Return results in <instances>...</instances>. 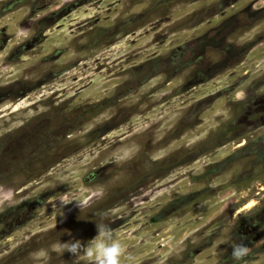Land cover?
<instances>
[{
  "label": "rangeland",
  "instance_id": "obj_1",
  "mask_svg": "<svg viewBox=\"0 0 264 264\" xmlns=\"http://www.w3.org/2000/svg\"><path fill=\"white\" fill-rule=\"evenodd\" d=\"M198 37L200 83L177 87L197 64L168 85L149 78L147 59L165 62ZM263 139L264 0H0V208L23 204L25 216L10 240L0 235V264H89L55 248L89 243L102 216L123 245L121 264L179 260L213 236L193 263L226 264L234 223L264 200ZM144 175L157 180L138 190ZM166 204L164 256L148 258L159 251L153 230L110 220Z\"/></svg>",
  "mask_w": 264,
  "mask_h": 264
},
{
  "label": "flooded vegetation",
  "instance_id": "obj_2",
  "mask_svg": "<svg viewBox=\"0 0 264 264\" xmlns=\"http://www.w3.org/2000/svg\"><path fill=\"white\" fill-rule=\"evenodd\" d=\"M201 39V37L199 38H195V41H187L185 42L182 47H178L177 49H174V51L171 53V57L169 60H165V62H163L164 60H162L161 58L159 59H155V57L149 58L147 59L149 62L147 64H152V68H150V71L148 73V76L150 79H154L156 77L158 78H162L163 76L165 77V79H167V81L165 82L166 85H168L172 79H174L175 77H177L180 73L184 72L185 69H187L188 67H193V65L195 66V64H197L195 67H193L194 69L189 73V75L187 76V78L182 81L181 83H179V85L177 86L178 88H180L182 91L184 92H189L190 89L194 88L196 86V83H200L199 80L202 79L200 78V75L202 73V68L205 67V63L204 60L202 59L203 57H201L202 53L199 52L200 50H202V52L206 49L204 43L199 42V40ZM194 40V39H192ZM199 46V48L197 47V52L199 54H195V52L192 50L194 45L195 46ZM251 43H248L244 49L246 48L249 49L251 48ZM192 50L191 54H188V51ZM226 50L228 51V49L226 48ZM224 57V56H223ZM154 60V61H153ZM208 64V63H206ZM208 68V67H206ZM144 82V81H142ZM138 83H140L138 81ZM253 101H251L252 103ZM254 104V103H253ZM238 108L241 109L240 111V116H246L245 115V111H247L248 108V104L246 101L240 102L238 103ZM239 117V116H238ZM93 116L90 117V120H92ZM127 118V117H124ZM237 119V118H236ZM89 120V119H88ZM69 121H71L69 119ZM262 122V121H261ZM261 122L255 126H261L263 124H261ZM106 123H109L108 121H106ZM122 123V122H121ZM235 123V121H234ZM233 123V124H234ZM101 125H105V123H101ZM122 125V124H121ZM237 125V122H236ZM102 128V127H101ZM232 129H234V127H230ZM251 129V128H250ZM97 130V129H96ZM90 131H92V129H90ZM112 130H104V131H100L101 134V139L104 140L105 138H107V136L109 135L108 133H110ZM230 136V135H229ZM264 140V139H263ZM262 140V143L264 144ZM261 141V140H260ZM243 144V143H242ZM260 144V143H259ZM9 146H15L10 143ZM8 146V148H9ZM241 146V145H239ZM12 147H10L8 149V153L4 155L6 161V165L7 166H12V157L14 156L13 153H9L12 152L14 150H10ZM248 147V146H247ZM247 147H242L241 150H246ZM11 168H8L6 171V174L10 175ZM11 176V175H10ZM7 177L4 181L5 184H7V187H11V183H12V179L11 177ZM243 179H247L245 178V176H241ZM137 179H141L138 183L139 187L137 188L138 190H143L144 185H146L147 183H150V180L153 182L156 181L157 179H151V177L148 175H144V176H138ZM155 185L153 187H151L150 185H148V189L147 191H151L152 188H154ZM26 186H22V188L18 189L16 193H20L23 192L24 189H26ZM263 189V188H261ZM261 192H257V194H259ZM139 196H146L145 199H149L151 200L152 196L148 195L147 192H142L138 194ZM143 202V200L139 201L136 203V205L141 204ZM249 203V202H248ZM247 204H245L243 206L242 209L247 207ZM256 206V207H255ZM256 208V209H255ZM23 210V204L19 205L18 207H13V206H7V207H2L0 208V224L2 226V230L0 235L4 236V238L10 240L12 237V233L14 232L13 228H18V227H22L24 221L25 216L21 218H17L18 216H22L24 215L23 213H21V211ZM138 208L133 209V211H137ZM147 209H144V214H141L142 212L140 211L139 213H133V215L126 219L125 215L124 216H118L115 219H110V220H115L116 227H122L127 225L128 223L130 224V222H132L133 219V226L129 227L127 229V231L131 230L133 233H138L137 235H139L140 232H142L145 229H151L154 232L155 237H153L154 239L156 238H161L158 242L159 245L157 247H159V251L153 255L150 256L148 258H157L159 256H164V253L167 252V248H165L166 244H169L171 241H168V236L164 237L162 235V232L167 231L170 227H171V222L173 221V210L171 209V206L169 207L167 204L160 206L159 209H155V210H148L149 212H146ZM178 210V209H177ZM27 211V213L29 212V210H25ZM24 211V212H25ZM184 214L185 215L189 210H185L184 209ZM239 210L235 209L232 210L230 212L229 218L227 219V221L234 219V216H236V213H238ZM138 214L144 215V216H148L145 220L140 221L141 220V216H138ZM28 215H32V213H29ZM137 216V217H136ZM22 220V221H21ZM188 221V220H187ZM147 222V223H145ZM142 225H144L143 228ZM233 231H232V235L233 237L238 239V243H240V236H244L246 237V239L243 241L244 244H246L249 247V255L247 259H243L241 261V264L243 263H251V262H256L258 259H256L255 261H253L251 259L252 256H259L263 257L264 255V200L262 202H258L257 205H254L253 207L247 209L246 215L244 216L243 222L241 223H234L233 225ZM40 231V230H39ZM38 231V232H39ZM217 229L215 230L214 234H217ZM36 232L31 233V235H34ZM214 237V236H213ZM213 237H209L210 239H212ZM208 240V241H204L201 243V245H199V247H197L196 249H191V250H186L184 253H182V257L179 260H174L171 257H165L163 259V261H159L160 262H164L165 264H194L193 260H195L197 257V254H201L205 251L206 246H210L212 243V240ZM171 248V245L169 246ZM171 252V251H169ZM11 256L6 260L7 263H9L11 260ZM161 260V259H160ZM260 264L262 262V260H258ZM226 264H233V261L230 260L228 263Z\"/></svg>",
  "mask_w": 264,
  "mask_h": 264
},
{
  "label": "clouds",
  "instance_id": "obj_3",
  "mask_svg": "<svg viewBox=\"0 0 264 264\" xmlns=\"http://www.w3.org/2000/svg\"><path fill=\"white\" fill-rule=\"evenodd\" d=\"M70 202L62 201V207ZM104 219L102 216L101 221L96 222L97 235L89 243L82 244L79 239H70L67 242H59L55 250L60 254L68 252L73 258L84 254L89 264H121L123 245L115 237L110 224L105 223ZM245 239L246 237L241 235L240 243L230 245L232 249L230 258L233 264H241V261L249 254V247L243 242Z\"/></svg>",
  "mask_w": 264,
  "mask_h": 264
},
{
  "label": "bare ground",
  "instance_id": "obj_4",
  "mask_svg": "<svg viewBox=\"0 0 264 264\" xmlns=\"http://www.w3.org/2000/svg\"><path fill=\"white\" fill-rule=\"evenodd\" d=\"M208 116V115H207ZM252 203V202H251ZM253 204V203H252ZM249 205V204H248Z\"/></svg>",
  "mask_w": 264,
  "mask_h": 264
}]
</instances>
